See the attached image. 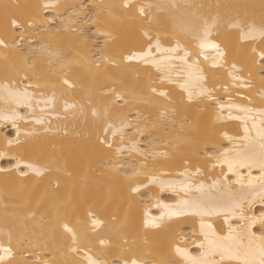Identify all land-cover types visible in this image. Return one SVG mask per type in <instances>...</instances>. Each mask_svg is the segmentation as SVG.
Masks as SVG:
<instances>
[{"label": "snow or ice", "instance_id": "snow-or-ice-1", "mask_svg": "<svg viewBox=\"0 0 264 264\" xmlns=\"http://www.w3.org/2000/svg\"><path fill=\"white\" fill-rule=\"evenodd\" d=\"M102 7L132 34L134 46L115 51L116 30L106 27L99 14L93 18L88 12L77 13L67 25L61 20L57 26L60 13L54 3L27 6L32 10L19 12L3 5L0 121L12 123L16 138L0 146V159L14 161L11 169L0 168V172L14 170L21 188L37 178L47 183L34 206L29 196L17 205L21 212L15 220L5 216L0 226V264H54L53 259L34 261L25 256L26 247L37 240L29 226L38 224L60 241L57 251L64 258L58 264H264V211L259 216L245 211V203H251L245 189L256 192L258 187L264 205V106L253 108L248 96L244 97L247 106L227 105L244 113L243 117L228 114V119L243 123L242 136L239 132L224 135L231 148L212 139L207 126L199 138L184 133L185 126L192 124L188 113L225 107L215 95L221 70L231 77L233 87H252L250 82L237 83L244 71L237 57L255 62L259 55L264 62V0L258 6H237L245 11L235 14L222 13L225 5L179 4L176 0H121ZM205 7L217 11L205 12ZM49 10L57 15H45ZM62 32H67V38L54 35ZM224 36L228 38L221 40ZM51 40L62 41L63 47H53L47 42ZM21 41H30L27 51ZM208 49L215 55L207 53ZM73 65L89 70L90 88H83L69 75ZM261 99L264 102V94ZM61 103L64 118L77 122V135L87 139L97 162L127 192L128 210L106 219L105 209L89 204L86 197L61 195L62 187L86 185L88 177L70 170L55 151L34 149L35 155L21 151L39 130H26L21 136L17 121L26 118L18 109L35 111L44 105L40 107L44 115L35 124L47 133L53 129L47 119L51 112L46 109L55 111ZM145 106L152 109L151 118L140 111ZM253 111L259 123L250 115ZM214 116L213 126L223 118L222 111H215ZM178 124L177 139L164 150L140 147L139 137L153 145L159 129L170 125L175 133ZM239 141L245 143L238 146ZM200 160L213 169L221 167V176L226 165L238 177L239 194L233 192L231 183L221 192L218 178L210 176L211 184L198 179L205 174ZM172 164H179L177 175L183 180L161 178L171 175L164 169ZM239 168L249 170L246 183ZM253 168L259 169L258 176L252 175ZM154 188L174 192L175 203H164L157 195L149 207L161 209L159 215L146 209L142 217L132 219L130 209L137 194L143 197L146 193L141 189L152 192ZM83 208L87 212L81 218ZM186 217L198 218L192 220L190 234L181 227L186 222L181 218ZM257 225L259 234L253 231ZM42 247H49L47 241Z\"/></svg>", "mask_w": 264, "mask_h": 264}, {"label": "bare ground", "instance_id": "bare-ground-1", "mask_svg": "<svg viewBox=\"0 0 264 264\" xmlns=\"http://www.w3.org/2000/svg\"><path fill=\"white\" fill-rule=\"evenodd\" d=\"M45 2L54 3L58 5L57 11L60 13L59 17L56 19L55 23L57 26L61 25V20L64 21L65 25L68 24L69 18H75L77 13L83 15L85 12H88L93 18L100 15V18L104 21V25L109 28L116 30L118 39L113 43V49L119 51L124 47H132L135 45V39L132 34L125 28L122 27L120 21L114 19L110 16L106 9L102 6L109 4L120 3L121 0H0V13L3 11V5L7 4L10 6V11H31L32 9L27 8L31 5H42ZM176 3L179 4H203L205 6H214L217 4L225 5L228 7H223L220 9L222 13L235 14L237 12L243 13L245 9L243 5H259L260 0H176ZM19 5L18 9L16 6ZM87 5V7H84ZM203 11L215 12L217 9L212 7L209 9L205 7ZM255 11L259 12L257 7ZM45 15H57L56 12L44 13ZM74 26V25H73ZM91 25H89L90 27ZM61 35L64 38H67V32H62ZM228 37H221V40H226ZM52 43L53 47H63L62 41L51 40L47 41ZM24 45V50H28V44L30 41H21ZM210 55L214 56L215 52L212 49L205 50ZM238 66H242L243 78L241 82H250L252 87L250 88H238L231 85V77L227 75L226 72H222V78L220 82L216 85L215 95L219 98L220 103H223L225 107L221 110L219 107L215 110H208L206 112H192L188 113L189 120L192 124L186 125L184 128V133L195 138H199L205 131V126L208 127V134L212 139L216 140L218 143H222L224 146L231 148L232 144L228 140L224 139V135L235 136L237 132L242 136L243 135V123L241 119H228V114L231 112L233 116L239 115L244 116V113L239 111L238 107L228 108L229 103H234L237 105H248V100L245 99V96H248L253 101L251 105L253 108H259L264 106L262 102V94H264V87H262V82H264V62L260 60L259 55L255 57V62L248 60L240 59ZM2 53H0V66H2ZM2 71V69H0ZM73 79H76L83 88L91 87V76L89 70L86 67H80L78 65H73L72 70L69 73ZM225 88L228 89L225 92ZM79 90V89H78ZM50 95V90H48ZM229 93L231 95H229ZM44 107V105H40ZM40 107H37L35 111H30L27 109H18L21 115L25 116L26 120L17 121V126L21 128V136L24 135V132L31 131L33 128L39 130V135L34 137H29L27 144L22 147L21 151L25 149L28 150L29 155L37 154L34 149H38L41 152H52L55 151L63 161H67L68 167L74 173L78 175H86L88 177L86 185H81L80 187L73 188L71 185H68L66 188L62 187L60 194L71 196L73 198H80L84 196L87 198L89 204L93 206H98L105 209V218H109L114 212H123L128 210L127 192L123 190L119 184L115 182L113 176L109 173V169L101 166L97 162V157L95 152L91 149L90 144L88 143L85 137L77 135L79 131V126L77 122L64 118L62 103L57 105L55 111H52L51 108L46 109V112H51V115H48L47 119L51 122L50 127L53 129L51 132H43V126L35 124V119L41 117ZM143 116L151 118L152 109L147 108L146 106L140 110ZM222 111L223 118L213 126V121L215 120L214 112ZM252 117L256 118L257 123H259L258 113L253 111L250 114ZM251 119L248 120L249 125L251 124ZM65 132L68 134L65 135ZM180 132V125L176 126V132H173L172 127L169 125L166 128H161L157 131L156 136L153 138V145H149L143 137H139L140 147L149 148L155 147L161 150H164L166 145L169 142H173L177 139L176 133ZM16 138V129L13 128L10 121H0V146H2L6 139H15ZM163 141V143H159ZM245 142L239 141L238 146H242ZM211 147V144L208 145ZM169 152L175 151L172 148L167 149ZM127 157H121V159H126ZM14 161H11L9 157L0 159V168L11 169V164ZM214 163V161H213ZM200 164L205 172L202 177L198 179L204 180L206 184H211L212 180L209 179L211 176L212 179L218 178L221 181V192L224 191L223 186L231 183V188L234 193L239 194L241 186L236 184L235 181L238 179L237 176L228 172L227 166H223L224 176H221V167L212 168L211 164H206L203 160H200ZM179 164H172L167 166L164 171L170 173L171 175H164L161 178L165 180H183L184 177L177 175L179 169ZM248 169L239 168L240 175L244 178V182H247L248 179ZM252 175L258 176L259 169L253 168ZM227 177V180L225 179ZM46 181L41 183L39 178L33 181H27L23 188L20 187V178L16 175L14 170H9L7 172H0V226L7 215L10 221L15 220L20 214L21 209L17 206L22 203L29 196L32 199L33 206L35 205L36 200L40 195L43 194ZM35 185V188H34ZM142 192H145L146 195L143 197L137 194V199L130 209V214L132 219L142 217L143 212L147 209L152 215H159L161 209L156 207H149L155 203V197L158 195L159 198L168 204H173L176 201V194L170 190H165L163 192L159 191L158 188H154L152 192H147L146 189H141ZM221 192H214L215 195H220ZM247 194L248 201L245 203V211L248 215L259 216L261 211H264V205L260 202V196L258 195V187L256 192H250L248 189H245ZM227 193H225L226 195ZM183 195V193H181ZM198 195V193H194ZM7 203V208L5 204ZM87 212V208L81 209L80 216L84 218ZM186 222L181 225L185 232H191L192 220L198 218H181ZM218 222L222 223V220ZM198 228V223L196 224ZM29 231H34L37 236V240H34L33 245L26 247L25 256L30 260H36L39 258L53 259L54 264H58L60 259L64 257L57 251L60 241L58 239L54 240L51 233H49L46 227L38 224L37 226H29ZM253 231L259 234V225L253 229ZM49 244V247H42L45 242ZM195 252L194 248L190 249ZM31 253L32 255H28Z\"/></svg>", "mask_w": 264, "mask_h": 264}]
</instances>
